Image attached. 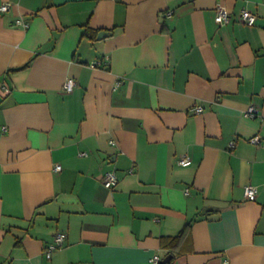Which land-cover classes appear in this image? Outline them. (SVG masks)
Returning a JSON list of instances; mask_svg holds the SVG:
<instances>
[{
    "label": "crops",
    "instance_id": "0c3cea01",
    "mask_svg": "<svg viewBox=\"0 0 264 264\" xmlns=\"http://www.w3.org/2000/svg\"><path fill=\"white\" fill-rule=\"evenodd\" d=\"M4 3L0 264H264V0Z\"/></svg>",
    "mask_w": 264,
    "mask_h": 264
},
{
    "label": "built area",
    "instance_id": "2783aa9c",
    "mask_svg": "<svg viewBox=\"0 0 264 264\" xmlns=\"http://www.w3.org/2000/svg\"><path fill=\"white\" fill-rule=\"evenodd\" d=\"M12 8V5L10 3H4L0 6V12L5 13L10 11ZM257 20V16L253 14L252 12H249L248 10H243L241 14V21L245 23L248 26H253L255 25ZM216 21L220 25H226L231 21V16L230 13L227 9L224 7H220L218 10V14L216 16ZM19 26L22 27H28V23H26L24 20H18L17 21ZM76 86V81L74 78H69L67 82L65 83L64 89L67 92H72L73 89ZM3 89L6 92H9V89L7 87H3ZM204 108L202 106H195L193 108V112L196 114L202 113ZM259 114V109L251 105L249 106L248 110L245 112V116L249 118H255ZM250 142L255 145H260L264 147V141L259 136H254L250 139ZM179 165L181 166H189L191 165L192 161L190 157L188 156H183L179 160ZM61 166H56V170L59 171L61 170ZM104 184L106 187L114 189L117 184H118V177L117 174L114 171H109L106 173L105 178H104ZM257 195V188L253 185L247 186L246 187V196L248 199H254ZM68 234L66 232H59L56 234L53 242H51L46 251L45 254L48 259H51L53 254L56 251H59L65 247V243L67 241ZM153 262L156 264H160L161 259L159 257H155L153 259ZM224 264H230L228 260L224 262Z\"/></svg>",
    "mask_w": 264,
    "mask_h": 264
},
{
    "label": "trees",
    "instance_id": "16d2710c",
    "mask_svg": "<svg viewBox=\"0 0 264 264\" xmlns=\"http://www.w3.org/2000/svg\"><path fill=\"white\" fill-rule=\"evenodd\" d=\"M100 33L99 30H87L85 33V37H88L90 39H95L97 37V35ZM190 224L187 225V227L184 229V231L178 235L177 237H163L162 238V246L163 248L169 249L173 254H177L179 253L184 237L188 231V229L190 228ZM174 258H176V256L174 255ZM160 264H166L163 263L162 261L160 262ZM168 264H171L168 263Z\"/></svg>",
    "mask_w": 264,
    "mask_h": 264
},
{
    "label": "water",
    "instance_id": "95a60500",
    "mask_svg": "<svg viewBox=\"0 0 264 264\" xmlns=\"http://www.w3.org/2000/svg\"><path fill=\"white\" fill-rule=\"evenodd\" d=\"M109 35H111V33L109 32V31H107V30H103V31H101L100 33H99V35H98V39H103V38H105V37H107V36H109ZM171 258H172V256H170L169 258H166L165 260H164V262L163 263H168L170 260H171Z\"/></svg>",
    "mask_w": 264,
    "mask_h": 264
}]
</instances>
